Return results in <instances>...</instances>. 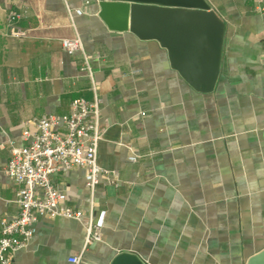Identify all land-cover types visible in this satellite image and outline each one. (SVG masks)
<instances>
[{"label": "crops", "instance_id": "0c3cea01", "mask_svg": "<svg viewBox=\"0 0 264 264\" xmlns=\"http://www.w3.org/2000/svg\"><path fill=\"white\" fill-rule=\"evenodd\" d=\"M206 1L225 23L210 92L189 84L157 40L111 30L98 0H0V238L2 219L19 212L5 172L12 145L28 144L40 118L93 99L84 57L64 38L83 41L103 100L99 163L118 172L93 196L83 167L54 178L65 204L93 210L101 241L86 246L79 220L42 217L13 264H111L122 252L148 264H248L264 250V12L255 0ZM68 7L83 13L72 20Z\"/></svg>", "mask_w": 264, "mask_h": 264}, {"label": "built area", "instance_id": "2783aa9c", "mask_svg": "<svg viewBox=\"0 0 264 264\" xmlns=\"http://www.w3.org/2000/svg\"><path fill=\"white\" fill-rule=\"evenodd\" d=\"M255 3L257 10L264 12V0H255ZM68 12L74 20V16L81 15L83 10L68 7ZM20 17L15 10L8 17L11 33L18 38L26 33L19 25ZM62 44L70 54L82 53L81 70L91 82L93 99L76 98L68 113L40 118L36 123L37 131L28 144L12 145L5 172L17 184L19 212L13 218L1 221L0 264H13V252L31 241L42 217L63 216L83 222L86 246L103 238L102 224L96 220L93 210L86 213L65 204L66 193L54 184L56 173L74 167L86 169V186L91 196L103 179L113 185L118 183L117 170L104 168L98 159L103 100L83 41L77 34L74 38H64ZM128 159L136 162L139 156L132 154ZM69 261L79 264L80 256H72Z\"/></svg>", "mask_w": 264, "mask_h": 264}, {"label": "water", "instance_id": "95a60500", "mask_svg": "<svg viewBox=\"0 0 264 264\" xmlns=\"http://www.w3.org/2000/svg\"><path fill=\"white\" fill-rule=\"evenodd\" d=\"M99 16L111 30L157 40L172 66L196 90L210 92L218 80L225 23L206 0H98ZM111 264H148L130 252ZM248 264H264V250Z\"/></svg>", "mask_w": 264, "mask_h": 264}]
</instances>
